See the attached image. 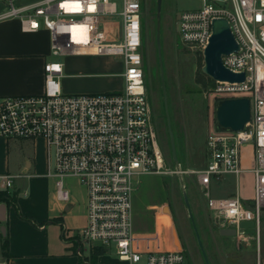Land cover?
Instances as JSON below:
<instances>
[{
  "label": "built area",
  "instance_id": "1",
  "mask_svg": "<svg viewBox=\"0 0 264 264\" xmlns=\"http://www.w3.org/2000/svg\"><path fill=\"white\" fill-rule=\"evenodd\" d=\"M9 8L0 21L18 19L27 33L47 30L51 56H118L124 87L114 92L65 93L61 86L64 63L44 66L41 93L0 95V138L47 143L48 176L57 177L58 197L71 194L64 177L79 179L87 191V222L74 231L84 247L101 246L117 263L186 264L183 250H144L136 246L132 199L139 177L165 173V161L145 82L142 54L144 25L142 0H0ZM202 6L179 17L180 43L204 56L215 19L226 18L239 50L223 56L224 65L245 73V81H215L216 99L248 97L251 118L239 131L211 130L208 163L194 171L207 207L222 226L260 236L264 213V0H201ZM254 147L253 166L243 167V149ZM54 150V166L52 165ZM251 172L253 194L243 199L239 177ZM187 173V172H184ZM28 174H0V190L13 189L15 180ZM235 177L237 193L214 197L212 185ZM252 221V228H243Z\"/></svg>",
  "mask_w": 264,
  "mask_h": 264
},
{
  "label": "rangeland",
  "instance_id": "2",
  "mask_svg": "<svg viewBox=\"0 0 264 264\" xmlns=\"http://www.w3.org/2000/svg\"><path fill=\"white\" fill-rule=\"evenodd\" d=\"M117 1L119 9L122 0ZM202 6L201 0H162L161 11V51L163 72L157 47L158 19L157 0H142V16L144 38L142 54L144 56L145 82L151 103L154 121L157 126L160 145L165 161V173L144 174L139 177V185L133 197H136L134 226L142 227L151 222L150 210L141 213V206L154 204L153 215L160 211L163 205L170 206L171 217L168 218V231L173 236L177 229L186 256V264H206L189 212L185 202L187 193L192 212L211 264H264V213L260 236L255 229H249L248 235H223L222 226L206 208L207 203L203 192L193 173L203 169L208 163L207 140L209 133L216 126L215 106L218 99L210 93L212 85H205L199 79L204 77L202 67L204 56L198 52L185 50L180 43L179 17L185 10H193ZM9 8L5 1H0V12ZM38 42H43V35L38 34ZM66 68L73 70L80 63L92 65L105 64L106 69L100 72H118L124 70L121 58L118 56H51L49 61H65ZM207 76V75H205ZM208 77V76H207ZM100 80H110L111 89L93 93L114 92L113 87L122 86L121 77H102ZM124 86V85H123ZM121 90V89H119ZM91 93V92H89ZM165 93L168 104L170 123L174 133L177 148V161L172 155L171 139L165 103ZM41 150V148H40ZM187 172V173H184ZM31 174V175H30ZM30 174L19 178L23 182L22 191L27 195H45L47 185L55 176H48L47 169H32ZM66 187V177H64ZM71 181V191L81 197L79 189H75V180ZM69 181V182H70ZM239 194L243 199L253 194V175L250 172L239 177ZM200 188V189H199ZM224 182L215 181L212 185V195L224 193ZM12 196L13 192H9ZM71 194V193H70ZM199 206H198V205ZM137 205V206H136ZM205 206L204 208L202 207ZM199 207V208H198ZM77 223L83 224L84 212L75 214ZM69 242L77 250L79 243L72 236ZM87 246L84 247L82 260L91 264V255ZM121 264L125 262H120ZM128 264V263H127Z\"/></svg>",
  "mask_w": 264,
  "mask_h": 264
},
{
  "label": "crops",
  "instance_id": "3",
  "mask_svg": "<svg viewBox=\"0 0 264 264\" xmlns=\"http://www.w3.org/2000/svg\"><path fill=\"white\" fill-rule=\"evenodd\" d=\"M38 34L44 37L42 43L35 38ZM50 58V36L47 30L27 33L22 31L18 19L0 21V95L41 93L45 83L44 66ZM63 63L64 72L60 81L65 93H93L111 89L110 80H100L103 76L121 77L122 86L112 89L119 90L124 87V78L121 75L123 69L104 73L100 71L106 69L105 64L92 65L83 62L73 70H70L71 67L67 70L66 60ZM253 153V145L251 143L245 145L242 164L246 169L254 164ZM47 167V143L43 138L36 140L0 138V174L7 172L15 175L30 174L32 169ZM19 178L21 177L16 178L13 189L9 191L17 196V203L0 202V264H78L80 256L76 254L69 238L87 222L86 188L78 178L66 176V187L71 193L70 202L66 203L58 197L57 180L52 179L51 184L47 185L46 194L41 196L27 195L25 190L22 191L23 182L19 181ZM70 180L76 181L74 188L79 189L81 197L71 191ZM224 188V193L216 197H227L237 193L235 177H227ZM251 196H247L246 199ZM135 201L136 197H133L132 223L136 246L144 250L184 251L177 229L174 227L173 236L168 231L170 206H161L160 211H156L154 215L152 213L154 204L141 206V213L146 212V208L150 210L153 222L146 227L135 228L133 220ZM79 210L84 212L83 224L77 223L75 219V214ZM20 212L32 216L36 222L22 218ZM56 218H61V221H53ZM4 238H8L9 241L8 255H5L2 249ZM98 263L121 264L117 263L113 255L106 254L99 256Z\"/></svg>",
  "mask_w": 264,
  "mask_h": 264
},
{
  "label": "water",
  "instance_id": "4",
  "mask_svg": "<svg viewBox=\"0 0 264 264\" xmlns=\"http://www.w3.org/2000/svg\"><path fill=\"white\" fill-rule=\"evenodd\" d=\"M161 11L162 0H157V19H158V36L157 47L159 51L160 64L163 72L162 63V49L160 39V27H161ZM213 34L210 38V42L204 51V64L202 71L205 75L213 79L214 81H229V82H243L245 81V73H235L224 65L223 56L239 50V43L233 34L229 21L226 18L215 19L212 23ZM166 111L168 117V125L171 139L172 155L177 161V148L174 138V133L170 123V116L168 113V104L165 93ZM216 114V128L223 131H239L243 130L247 122L251 118V105L248 97H234V98H220L216 102L215 106ZM54 150H52V165L54 166ZM185 202L189 212V217L192 221L195 234L198 240L199 247L202 251L206 264H211L210 259L205 250L203 241L200 237V233L192 212V207L185 193ZM254 223L252 221H243L241 227L252 228ZM220 233L223 235H236L237 229L233 227L222 228Z\"/></svg>",
  "mask_w": 264,
  "mask_h": 264
},
{
  "label": "trees",
  "instance_id": "5",
  "mask_svg": "<svg viewBox=\"0 0 264 264\" xmlns=\"http://www.w3.org/2000/svg\"><path fill=\"white\" fill-rule=\"evenodd\" d=\"M204 77H206L207 79H199L200 82H203L205 85H212L215 83V81L213 79H211L210 77H207L204 75ZM8 202V203H17V196L14 194L12 196H10V194L8 193V191H1L0 190V202ZM19 215L24 218V219H27L29 221H32V222H36L35 219L32 217V216H29V215H25L23 213H19ZM53 221H61V218H56L54 219ZM8 247H9V241H8V238H4L3 240V244H2V249H3V252L5 255H8ZM104 254V249L103 247L101 246H94L92 247L91 249V264H99L98 263V258L100 255ZM79 263L78 264H89L88 262H86V260L84 261V259L82 260V257L80 256L79 257Z\"/></svg>",
  "mask_w": 264,
  "mask_h": 264
}]
</instances>
